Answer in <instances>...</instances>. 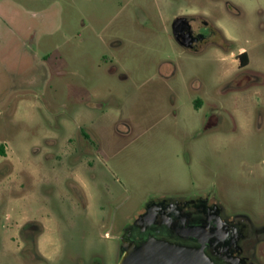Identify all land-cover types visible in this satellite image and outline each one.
<instances>
[{"label": "rangeland", "instance_id": "374dc122", "mask_svg": "<svg viewBox=\"0 0 264 264\" xmlns=\"http://www.w3.org/2000/svg\"><path fill=\"white\" fill-rule=\"evenodd\" d=\"M0 144V264H118L160 198L264 209V0H0Z\"/></svg>", "mask_w": 264, "mask_h": 264}, {"label": "flooded vegetation", "instance_id": "af4514ba", "mask_svg": "<svg viewBox=\"0 0 264 264\" xmlns=\"http://www.w3.org/2000/svg\"><path fill=\"white\" fill-rule=\"evenodd\" d=\"M176 21L175 28L173 26ZM171 35L185 51L197 52L215 44H230L222 30L192 15H178L171 22ZM176 31L174 36L173 31ZM234 55L232 51L229 52ZM239 69L248 66L244 49L234 55ZM218 119H215V124ZM87 139V138H86ZM85 139V140H86ZM147 208L156 209L149 225L133 226ZM136 218L124 225L118 237L138 244L149 237L200 252L212 264H264V209L225 204L209 193L160 198L149 202Z\"/></svg>", "mask_w": 264, "mask_h": 264}, {"label": "water", "instance_id": "95a60500", "mask_svg": "<svg viewBox=\"0 0 264 264\" xmlns=\"http://www.w3.org/2000/svg\"><path fill=\"white\" fill-rule=\"evenodd\" d=\"M176 21L173 26L175 28ZM174 36L177 33L174 29ZM156 217L155 208H147L133 223V226L149 225ZM123 255L118 264H212L200 252L169 244L149 237L138 244L129 243L121 237Z\"/></svg>", "mask_w": 264, "mask_h": 264}, {"label": "trees", "instance_id": "16d2710c", "mask_svg": "<svg viewBox=\"0 0 264 264\" xmlns=\"http://www.w3.org/2000/svg\"><path fill=\"white\" fill-rule=\"evenodd\" d=\"M6 156V148L3 144H0V157H5Z\"/></svg>", "mask_w": 264, "mask_h": 264}]
</instances>
